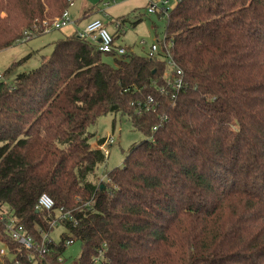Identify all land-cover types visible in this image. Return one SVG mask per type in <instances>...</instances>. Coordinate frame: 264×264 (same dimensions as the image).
<instances>
[{
  "label": "trees",
  "instance_id": "obj_1",
  "mask_svg": "<svg viewBox=\"0 0 264 264\" xmlns=\"http://www.w3.org/2000/svg\"><path fill=\"white\" fill-rule=\"evenodd\" d=\"M68 8L0 0V52ZM157 15L163 55L128 52L111 66L72 35L37 69L0 80V264H64L68 240L81 244L79 264H264V0H179ZM109 113L145 138L96 183L106 157L88 128ZM43 194L50 211L37 209Z\"/></svg>",
  "mask_w": 264,
  "mask_h": 264
},
{
  "label": "rangeland",
  "instance_id": "obj_2",
  "mask_svg": "<svg viewBox=\"0 0 264 264\" xmlns=\"http://www.w3.org/2000/svg\"><path fill=\"white\" fill-rule=\"evenodd\" d=\"M109 1L111 4L107 7V5H104L106 4V0H75L74 4L68 8V13L71 21H77L78 26L69 25L63 29L53 30L33 37L30 41H22L13 50L16 51L15 54H17L18 50H20L18 52L26 51L28 47L34 50V54L32 53L22 64L14 66L15 70L10 75L6 74L7 66L4 68L2 65L3 59H0V80H13L19 73H28L37 69L41 65L42 57H49L52 54L54 49L53 44L58 35L72 28L81 32L91 19L100 20L106 26L108 32L115 36L117 25L121 20L124 21L119 35L115 38V47H123L131 53L147 56L150 53L151 45L156 44L159 47L158 54H165L166 19L159 17L157 13L149 14L147 12L148 3L146 0ZM169 1H171V9L176 4V1ZM52 20L51 18L45 21ZM170 46L171 43L169 42L168 47ZM114 59L111 55H102V61L111 66L116 65ZM25 70L26 72H23ZM88 132L91 135L89 143L93 148H96L102 139L111 137L113 140V143L108 146L109 155L106 156L104 163L96 170V176L101 179L97 177L93 179L92 177V180L96 183L104 180L102 179L104 173L122 167L129 148L132 145H138L145 138L143 134L133 128L128 116L123 113H109L101 116L95 124L88 128ZM64 232L65 227L59 224L54 227L50 238L55 243H59L60 236ZM80 252L81 244L79 241H74L70 245H67L62 256L65 260L64 264H79Z\"/></svg>",
  "mask_w": 264,
  "mask_h": 264
},
{
  "label": "built area",
  "instance_id": "obj_3",
  "mask_svg": "<svg viewBox=\"0 0 264 264\" xmlns=\"http://www.w3.org/2000/svg\"><path fill=\"white\" fill-rule=\"evenodd\" d=\"M69 3V7L72 6L75 2V0H67ZM176 3L179 2V0H175ZM148 3V9L147 12L150 13H161L162 15L167 14V12L170 10V1L169 0H146ZM110 1L106 0L107 7L110 5ZM73 22L70 19V15L68 13V9L63 12V14L59 17H56L52 21H44L41 24V34H45L47 32L53 31V30H60L63 29L69 25H71ZM122 27L121 22L117 25V30ZM25 36L21 41H27L33 37H36V34L32 31L25 32ZM78 37L84 40H90L92 42H95L97 44L98 50L107 55H111L117 58H120V56L126 55L129 51L126 48L123 47H115L114 42H115V37L108 32L106 26L100 21V20H93L90 22L84 30L78 33ZM165 50L168 47V45H164ZM159 52V47H157L156 44L151 45L150 53L147 55L150 59L152 57H156ZM159 55V54H158ZM167 55L170 59V65L171 67H174V63L171 61V57L169 55V52H167ZM174 68H171L170 70L168 69L167 73L164 75V78L166 79V83L168 86H170L172 89L175 91H178L179 89L182 88V72L181 71H176L174 72ZM151 103V101H150ZM147 109L151 108V104H146ZM113 143L112 138H106L105 142L97 146L103 154L106 156L109 155V149L108 146H110ZM106 181H109V178L104 176L103 178ZM54 208V201L48 196L43 194L39 201H38V206L37 209H45V210H52ZM63 218L60 219V221ZM8 229L10 230V235L12 239L16 242H19L21 245H23L27 249H31L34 246V240L32 239L31 236L27 235L24 231V229L19 226L15 227L13 225V222H10L8 224ZM49 237L47 234H43V243L41 245V250L39 252V256L42 258L46 253L47 250L45 248V245L47 242H49ZM74 240H68L67 245H70L73 243ZM3 253V251L1 252ZM29 260H32V257L30 256ZM64 259L60 257L58 259L59 263H63Z\"/></svg>",
  "mask_w": 264,
  "mask_h": 264
},
{
  "label": "crops",
  "instance_id": "obj_4",
  "mask_svg": "<svg viewBox=\"0 0 264 264\" xmlns=\"http://www.w3.org/2000/svg\"><path fill=\"white\" fill-rule=\"evenodd\" d=\"M171 2V1H170ZM93 20L91 19L90 21H89V23L90 22H92ZM88 23V24H89ZM78 23H77V21H75V22H73L71 25L73 26H78L77 25ZM70 25V26H71ZM78 31H76V30H74L73 28L72 29H69V30H67V31H65L63 34H60V35H58L57 37H56V39H55V41H54V44H53V46H55V44L58 42V41H60V40H62V39H64V38H66V37H69V36H72V35H78ZM119 35V34H118ZM117 35V36H118ZM32 39V38H31ZM31 39H29V41L31 40ZM28 41V40H27ZM22 41H19V42H17L16 43V45H14V46H12V47H10V48H8V49H6V50H4V51H1L0 52V57H2V58H0V59H3V63H2V65L4 66V68L6 67L7 68V70L9 69V68H11L14 64H16V63H18L19 61H22V60H24L25 58H28V57H30L31 55H32V53L34 54V50L32 49V48H30V47H28V49H26V51L24 50V51H21V52H18V51H20V50H18L17 51V54H15L16 53V51H13L14 49H16L17 48V45H19L20 43H21ZM114 57V56H113ZM44 57H42V59H43ZM115 58V57H114ZM23 62V61H22ZM22 62L20 63V64H22ZM42 63V62H41ZM19 64V65H20ZM16 66V65H15ZM7 70H6V74H8V75H10L11 73H13V71L15 70V68H13L11 71H8L7 72ZM18 72V71H17ZM23 72H26V70L25 71H23ZM20 74V73H19ZM5 78H8V77H5ZM15 78V77H14ZM13 78V79H14ZM6 81H11L10 79H6ZM105 174H107V173H104V176H105ZM104 176L102 177V179L104 178ZM97 178H99L98 176H97ZM99 179H101V178H99Z\"/></svg>",
  "mask_w": 264,
  "mask_h": 264
}]
</instances>
